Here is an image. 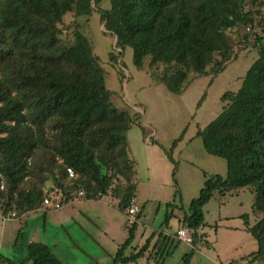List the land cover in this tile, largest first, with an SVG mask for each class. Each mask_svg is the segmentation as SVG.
<instances>
[{
    "label": "trees",
    "instance_id": "1",
    "mask_svg": "<svg viewBox=\"0 0 264 264\" xmlns=\"http://www.w3.org/2000/svg\"><path fill=\"white\" fill-rule=\"evenodd\" d=\"M108 1L109 8L100 13L105 30L115 36L120 48L131 47L136 68L142 67L145 57L150 66L171 68L160 80L173 94L183 91L188 71L203 74L210 65L215 66V73L221 71L232 49L226 30L252 23L253 17L245 9L248 0ZM91 2L0 0V211L4 216L12 210L19 216L42 206L40 188L21 186L35 173L27 163L40 142L45 156L38 171L51 174L62 206L80 197L98 200L110 193L123 212L135 196V162L126 137L131 118L111 103L90 39L79 30L71 41L62 42L58 37L62 16L66 12L89 15ZM221 99L226 101L221 111L197 129L196 136L207 153L225 160L226 173H204L198 195L189 201L180 222L191 230V249L183 254L181 264H189L201 240L208 246L199 229L204 225L203 207L213 194L243 187L250 188L252 208L262 216L248 226L243 215L256 249L231 263L264 264V44L259 45L258 56L239 88L224 92ZM175 143L173 140L165 151L173 163L172 176ZM66 168L72 169L73 176ZM173 183L176 186L174 177ZM140 216L141 207L137 220ZM23 226L13 240V249L24 238ZM136 226L137 221L127 227L128 236L112 264L134 262L147 250L148 238L137 251L124 255ZM173 238L174 234L164 236L159 242L168 244ZM25 247L26 256L11 259L0 255V261L65 264L44 243L26 241Z\"/></svg>",
    "mask_w": 264,
    "mask_h": 264
},
{
    "label": "rangeland",
    "instance_id": "2",
    "mask_svg": "<svg viewBox=\"0 0 264 264\" xmlns=\"http://www.w3.org/2000/svg\"><path fill=\"white\" fill-rule=\"evenodd\" d=\"M91 8L90 14L86 16L66 12L58 24V37L62 42L71 41L74 31L79 30L90 39L92 52L104 72L105 87L110 92L111 103L118 110L127 112L131 118L126 137L137 171L136 202L140 206L144 205L141 225L138 226L144 234L141 237L137 233L124 250V255L137 251V247L145 242L152 231L155 234L152 241L148 238V248L142 256L124 264H181L183 254L191 249V243L189 245L176 238L168 244L160 243L159 240L162 242L164 236H172L176 232L177 225L171 212L174 211V215L179 213L182 217L187 213L189 201L198 195L203 185L204 173L221 176L226 173L225 160L207 153L196 131L221 111L226 103L221 95L239 88L245 71L257 58L258 47L264 44V0H248L245 4V9L253 14L252 23L239 24L226 30L232 49L230 59L223 63V69L215 73V66L210 65L203 74L188 71L180 94L168 91L160 80L165 72H171V68L162 64L150 66L149 57H145L140 69L136 68L132 62L131 47L120 48L115 36L105 30L100 13L109 8L108 0H101L97 4L92 0ZM256 38L262 41L257 42ZM173 140L176 143L171 156L176 163V170L172 176L173 163L165 151L170 149ZM44 156L45 151L40 142V146L32 152L31 163H27L35 173L27 181L23 180L21 186H36L43 197H60L51 174H40L38 171ZM253 196L247 187L238 194L225 197L216 194L209 200L204 208L206 223L201 227L204 231L199 232L205 237L208 246L203 245L201 240L189 264H218L214 262L216 258L222 264H228L232 259L239 262L241 257L256 249L254 238L239 228V225H245L244 218H230L227 223L223 219L216 220L219 212L221 215H235L236 211H240L247 213L246 221L253 225L262 216L259 211H252ZM102 197L101 201L93 200L97 201L94 207L83 209L89 219L79 215L78 223L65 219L76 208L73 202H67L62 209L54 211L52 215L55 218H51L50 213L45 214V231L42 229L44 213L41 212V206L34 215H28L27 223H19L18 219L8 214L4 216L0 211V239L3 233L4 241L0 247L1 256L11 259L24 257L25 243L29 239L27 235L37 224L41 238H56L50 248L61 262L112 264L116 251L128 236L129 224L126 223L124 211L114 206L113 201L117 199L110 193ZM5 221L24 225V238L19 239L14 249L12 242L6 240L8 225L3 231L2 222ZM61 224L64 226L61 227ZM0 264L6 263L0 261Z\"/></svg>",
    "mask_w": 264,
    "mask_h": 264
},
{
    "label": "crops",
    "instance_id": "3",
    "mask_svg": "<svg viewBox=\"0 0 264 264\" xmlns=\"http://www.w3.org/2000/svg\"><path fill=\"white\" fill-rule=\"evenodd\" d=\"M150 141V140H149ZM135 170H136V168H135ZM137 171H136V185H135V190H136V186H137ZM241 189H246V187H243V188H236V189H232V190H230V191H227V192H225L224 194H219L218 192H215L214 194H213V196L211 197V199L216 195V194H218L219 196H221V197H225L226 195H228V194H238L239 192H240V190ZM249 190V189H248ZM251 192V191H250ZM135 193V192H134ZM252 193V192H251ZM253 198H254V196H253ZM103 199V197L102 198H100L99 200H97V201H101ZM136 199V198H135ZM210 199V200H211ZM97 201H93V200H85V199H81V198H78V199H76L75 200V202H73V204L76 206V208H75V210H73L74 212H70L66 217H65V219L66 218H69V220L70 221H72L73 223H78V219L80 218L79 217V215H83L84 217H87L86 216V214H84V212H83V209L86 207V208H88V207H94L93 205H94V203H96ZM116 201V200H115ZM115 201H113V203H114V206L116 207V204H117V201L115 202ZM209 202V201H208ZM207 202V203H208ZM223 203V202H222ZM252 203H253V201H252ZM140 206V205H139ZM223 206H224V204H223ZM63 207V206H62ZM62 207L61 208H59V209H50L49 207H47V206H41V212H43L44 213V222H43V231H45V229H46V219H45V214H47V213H50L51 214V218H55L54 217V215H52V213H54V211H58V210H60V209H62ZM141 207V216H140V218H138V220H137V229H136V231H135V235H134V239H135V236L137 235V233H140V236L141 237H143V234H144V232L142 231V229H140V228H138V226L139 225H141V220H142V212H143V208H144V205H141L140 206ZM251 207H252V205H251ZM204 208H205V206L203 207V211H204ZM40 209H37V210H34V211H29V212H26V213H23V214H21V215H17V216H15L14 218L15 219H18L19 220V223H27V220H28V215H30V214H35L36 212H38ZM221 210V209H220ZM252 211L254 212V210H253V208H252ZM32 212V213H31ZM174 211H172L171 212V215L173 216V220L175 221V223H176V225L178 226V223L182 220V216H181V214H176V215H174V213H173ZM239 212V213H238ZM243 215H246V220H247V217H248V215H247V213L246 212H240V211H236L235 212V215H227V213H223L222 215H221V212H219L218 214H217V216H216V220H220V219H223V222L224 223H227L228 221H227V219H230V218H235V219H238V218H243ZM88 218V217H87ZM89 219V218H88ZM2 220H4V218L2 217ZM8 221V220H7ZM7 221H5V222H2V224H3V231H4V228H5V226H7V233H6V240H7V242H12L13 243V238H15L14 236H16L15 235V232H16V234H17V232H18V230L20 229V227H21V225L19 224V223H17L16 221H13V222H7ZM206 222H204V224H205ZM248 223V222H247ZM17 224H19V225H17ZM215 224V223H214ZM217 224V223H216ZM215 224V225H216ZM64 226V224H61V227H63ZM240 227V229L242 230V231H246L247 232V229H246V224L245 225H239ZM248 226H251L249 223H248ZM229 227H231V226H229ZM36 228V229H35ZM204 230L203 229H199V232H203ZM155 231H152V233L150 234V235H148V237H146V238H149L150 237V239H151V241H152V238H153V236H154V233ZM28 236V240L27 241H29V242H41V243H44V244H46L47 246H49V248H50V245H54L55 244V241H56V238H52V239H46V238H41L40 237V235H39V233H38V225L36 224L35 226H33L32 227V230H31V233L29 234V235H27ZM166 236H171V235H166ZM145 238V239H146ZM126 239V238H125ZM3 243H4V241H3V233H2V238L0 239V247L3 245ZM123 243V242H122ZM121 243V244H122ZM191 246V245H190ZM197 247V246H196ZM137 248H139V247H137ZM50 250H51V248H50ZM52 251V250H51ZM25 254H27V251L25 250ZM53 253V252H52ZM0 255H1V253H0ZM26 256V255H25ZM3 257H6V256H3ZM244 257V256H243ZM7 258H9V257H7ZM60 260V259H59ZM233 260V259H232ZM235 260V259H234ZM214 262L215 263H218V264H222L221 263V261H219L218 260V258H216L215 260H214ZM240 262V261H239ZM228 264H235V263H231V260H230V262H228ZM238 264V263H237Z\"/></svg>",
    "mask_w": 264,
    "mask_h": 264
},
{
    "label": "built area",
    "instance_id": "4",
    "mask_svg": "<svg viewBox=\"0 0 264 264\" xmlns=\"http://www.w3.org/2000/svg\"><path fill=\"white\" fill-rule=\"evenodd\" d=\"M29 163V162H28ZM68 175L73 176V171L71 168H66ZM2 187V184L0 185ZM42 205L47 206L51 209H59L62 207L60 203V197L57 195H53L52 198L43 197ZM140 211V206L137 204L135 196H132L128 202L127 207L124 209V214L126 217V223L129 225L133 222L137 221V214ZM11 217L16 216L15 210H12L9 214ZM174 238L188 243L190 245L192 241L191 230L186 227L182 222L178 223L176 232L174 233Z\"/></svg>",
    "mask_w": 264,
    "mask_h": 264
}]
</instances>
